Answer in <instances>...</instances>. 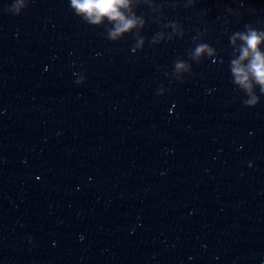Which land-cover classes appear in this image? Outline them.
<instances>
[{
	"label": "water",
	"instance_id": "obj_1",
	"mask_svg": "<svg viewBox=\"0 0 264 264\" xmlns=\"http://www.w3.org/2000/svg\"><path fill=\"white\" fill-rule=\"evenodd\" d=\"M122 11L113 40L0 0V264H264V93L231 73L264 0Z\"/></svg>",
	"mask_w": 264,
	"mask_h": 264
},
{
	"label": "clouds",
	"instance_id": "obj_2",
	"mask_svg": "<svg viewBox=\"0 0 264 264\" xmlns=\"http://www.w3.org/2000/svg\"><path fill=\"white\" fill-rule=\"evenodd\" d=\"M71 7L77 15L84 17L93 25L101 24L105 18L114 23V30L109 33V38L113 40L130 31L137 23L135 18L129 19L122 11V9H128L129 0H71ZM234 36L243 42L239 59L231 61V73L235 77V83L251 96L254 80L264 93V52L259 50L261 43L264 42V31L249 27L246 32H237ZM205 50L211 54V49L201 45L197 47V55ZM177 67H183V65H177ZM258 102V97L253 96L252 99L245 100L244 104L255 107Z\"/></svg>",
	"mask_w": 264,
	"mask_h": 264
}]
</instances>
